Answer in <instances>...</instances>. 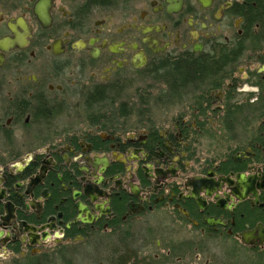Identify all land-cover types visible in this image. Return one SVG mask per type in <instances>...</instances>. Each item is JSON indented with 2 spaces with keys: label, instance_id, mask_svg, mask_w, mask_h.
Returning <instances> with one entry per match:
<instances>
[{
  "label": "flooded vegetation",
  "instance_id": "af4514ba",
  "mask_svg": "<svg viewBox=\"0 0 264 264\" xmlns=\"http://www.w3.org/2000/svg\"><path fill=\"white\" fill-rule=\"evenodd\" d=\"M0 157V260L264 264V0H0Z\"/></svg>",
  "mask_w": 264,
  "mask_h": 264
},
{
  "label": "rangeland",
  "instance_id": "374dc122",
  "mask_svg": "<svg viewBox=\"0 0 264 264\" xmlns=\"http://www.w3.org/2000/svg\"><path fill=\"white\" fill-rule=\"evenodd\" d=\"M155 101V100H154ZM119 108L117 110L119 116L121 117H128V118H134L136 117V110L134 109H123ZM125 113V114H124ZM246 128H249L248 126H245L244 124L239 123L237 126L231 127L232 130V138L235 139L237 134L244 135L246 132ZM232 144L234 145L233 141ZM1 158V157H0ZM88 249H82L77 250L75 253L69 254L65 250H61L59 254H57L54 258L51 257V259H39L40 264H96V243L93 241L92 243L86 245ZM62 254V255H61ZM24 260L21 262V264H24ZM0 264H19L16 262H13L12 260H0Z\"/></svg>",
  "mask_w": 264,
  "mask_h": 264
},
{
  "label": "water",
  "instance_id": "95a60500",
  "mask_svg": "<svg viewBox=\"0 0 264 264\" xmlns=\"http://www.w3.org/2000/svg\"><path fill=\"white\" fill-rule=\"evenodd\" d=\"M209 223L210 224H215L217 222L209 221ZM263 231L264 230L260 231V235H259L260 242H262L264 240V232ZM243 239H244L245 243H247V244H259L257 242L250 241V237H248V236H244Z\"/></svg>",
  "mask_w": 264,
  "mask_h": 264
},
{
  "label": "trees",
  "instance_id": "16d2710c",
  "mask_svg": "<svg viewBox=\"0 0 264 264\" xmlns=\"http://www.w3.org/2000/svg\"><path fill=\"white\" fill-rule=\"evenodd\" d=\"M62 252V251H61ZM62 255V254H61Z\"/></svg>",
  "mask_w": 264,
  "mask_h": 264
}]
</instances>
